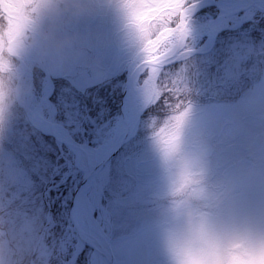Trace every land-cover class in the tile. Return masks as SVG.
<instances>
[{"label":"rangeland","instance_id":"obj_1","mask_svg":"<svg viewBox=\"0 0 264 264\" xmlns=\"http://www.w3.org/2000/svg\"><path fill=\"white\" fill-rule=\"evenodd\" d=\"M197 1L184 0L188 3L180 10L182 14L178 15L173 31L159 44H152L150 41L164 27L149 28L136 15L143 0H115L121 5L122 15L114 9H100L88 15L93 0H71L72 7L80 9V13L72 16L62 29L59 51L40 55L52 81L53 75L64 70L69 71L64 80H69L76 75L78 66L91 87L88 70L94 66L89 59L97 50L91 46V40H96L98 46L99 39H106L107 47L115 53L105 70L107 80H114L120 87L115 95L119 100L117 113L113 111L110 116V109L104 107L105 93L114 86L109 83L96 98L98 105H102L98 116L91 111L84 113L85 127H80L69 108L64 114L72 124L70 136L83 133L88 138L82 144L98 157L113 139L118 123H124L121 101L135 66L173 55L180 41L179 24L185 25L190 18L181 52H205L181 56L176 63L159 69L151 80L148 66L137 71L132 87L140 93L149 80L152 97L133 116L135 126L130 141L99 173L102 178L96 186L86 190L88 195L93 192L88 221L94 228L98 225L102 229L105 250L111 249L115 264H223L232 245L252 244L257 249L264 245V153L255 160H243L227 168L229 153L235 154L236 150L229 148V153H222L226 147L239 144L241 148H264V119L257 120L264 115V42L254 45L240 40H246L242 36L253 31L255 25L264 26V0H254L249 10L229 17L227 27L214 31L209 22L221 13L223 5L226 10L240 9L248 5L247 0H217L218 7L207 1L195 12L193 5ZM189 9V16L182 21ZM131 21L134 22L128 24ZM227 33H231L229 37L218 39ZM121 36H133L138 42L144 37L131 61L127 58L132 48L119 45ZM96 56H92L93 63H97ZM26 65L18 96L22 105L27 103L33 108L51 93V83L38 70L37 57ZM137 92L132 93L133 102L138 100ZM51 98L43 104L48 108L44 107L42 114L46 120L65 127ZM125 105L126 96L123 114ZM102 110L108 111V118L101 115ZM177 116L182 117L178 131ZM250 126L260 128L253 138ZM239 134L241 138L235 142ZM159 158H164L161 176L150 184L147 195L139 193L136 200H131L136 187L131 174ZM86 169L80 167L70 147L38 130L17 100L10 108L0 107V250H7L19 264H92L95 251L86 245L77 248L78 239L68 220L71 198ZM194 176L203 181H193ZM190 182L203 186L186 196ZM229 199L231 202L224 208L222 203ZM138 208L140 215H155L140 218V223L136 221L127 235H114L112 211L120 225L122 222L130 226L131 215L135 210L140 212ZM177 209L182 215H177ZM249 261L264 264V254L257 251Z\"/></svg>","mask_w":264,"mask_h":264},{"label":"trees","instance_id":"obj_2","mask_svg":"<svg viewBox=\"0 0 264 264\" xmlns=\"http://www.w3.org/2000/svg\"><path fill=\"white\" fill-rule=\"evenodd\" d=\"M188 3V2H187ZM187 3H184V0H181V3L176 2V8L178 12H180V10L183 9V7H185V5H187ZM144 6V3H142ZM141 5V7H139V12H136V15H140L142 11H140L143 7ZM145 7V6H144ZM144 9V8H143ZM136 10V6H134L133 11L135 12ZM177 18L178 16H176V18L173 20L171 25H165V24H161V26L163 27H171L174 28L177 24ZM264 21V20H263ZM134 21L128 22V24L132 23ZM126 25V22L125 24ZM120 30L123 28V25H121ZM255 28L253 31L249 32L248 34L245 33L246 36H242L245 39H240L243 40L244 42H252L254 45H257L259 41H263L264 42V26H257L255 25ZM231 33H227L226 35H220L218 36V39H226L227 37H229ZM235 35H239V34H235ZM135 36V34L133 35ZM125 38L124 36L120 37L119 40V45H122V47H129L132 48V51H129L128 54V58L127 61H131V59H133V57L138 53V48H140V45H142L143 41H144V37L138 42L137 38ZM240 37V38H242ZM93 37H91L92 39ZM131 39L132 41L130 43H128L129 40ZM107 40L106 39H99L98 40V46L95 44L96 40L93 41L91 40L92 45L94 46L95 49L97 48V50L95 51L96 55L98 54V60H96L97 63H93L92 61V56H94V59L97 57L94 52L92 53L91 58L89 59L90 65L93 64V68L92 70H88V73H91V82H90V86H87L86 81L83 77V72L81 67H76L77 69V73L76 75H74L73 77H69V80L65 79L67 74H69L68 70H64V71H60L57 75H53L52 79L54 81L55 84V88H54V92L52 94V98L51 101L52 103L56 106L58 112V118L59 120L65 125L67 131L70 133L72 132V124L70 121V118L65 117V112H66V108L70 109V112H73L72 114L74 115V118L77 120L76 122L79 121L80 123V127H85L86 126V122L83 121V117H84V113L86 115L89 114V112L91 111L92 115L98 116V110L102 105H98L99 102L96 101V98L101 94V90L105 87L106 84H114V80L108 81L107 80V70H105V68H107L109 66V64L111 63L112 58L115 56V53L112 52L108 47H107ZM125 49V48H124ZM135 50V51H134ZM86 51V50H84ZM96 56V57H95ZM202 56V55H201ZM204 56V55H203ZM186 67V66H185ZM216 67V66H215ZM213 67L211 70H215ZM89 68V67H88ZM38 70L41 72V70L38 68ZM84 71V70H83ZM43 75L44 73L41 72ZM81 80V82L79 81ZM63 85V87H62ZM116 83L114 84V86L109 87V90H107V93H105V102H104V107L107 106L110 109V116L113 114H116L118 109H119V100H116L115 95L119 94L118 89L120 90L119 85L115 86ZM116 87V88H114ZM116 95V96H117ZM89 96H91V99L89 98ZM104 96V95H103ZM87 108V110H86ZM84 110V111H83ZM94 111V112H92ZM113 111L115 113H113ZM108 111H104L102 110L101 115H104L105 117L108 118L107 113ZM78 115H77V114ZM113 113V114H112ZM70 114V115H72ZM80 117V118H79ZM67 118V119H66ZM80 120H79V119ZM98 118V117H97ZM106 118V119H107ZM260 119H264V115H260L257 117V120ZM80 128V129H82ZM262 128V127H261ZM256 129L257 126L251 127L248 130H253V135L250 137H255V133L258 132ZM244 130V129H243ZM244 132V131H243ZM73 139L76 141H80V143H82L84 140L88 138L87 136L83 135V133L80 132L79 136L76 135H72ZM80 137L82 138V140L80 139ZM241 138V135L239 134L238 138L235 140V142H237L238 139ZM229 148H232L234 150H236L235 154L229 153ZM223 154H227L229 153V158L231 159L228 164L225 166L227 168L236 165L237 163H240L243 160H247V159H257L260 157L261 154L264 153V148L261 149L259 147H257L256 145H251V146H246L244 145L242 148L239 145H235V146H229L226 147L223 151ZM240 155V156H239ZM164 158H159L154 160V162H152L149 165H144L141 166L140 169L138 170L137 174L136 173H132L131 177L134 178V181L136 183V187L135 190L133 191V197L131 198V200L135 199L139 193H144L145 195H147L151 190H150V184L152 185L154 183V181L157 180L158 177L161 176V174L159 173L160 171L162 172L163 169V161ZM217 161V158L215 159ZM220 161V160H218ZM214 165L216 164V162H213ZM218 168V167H217ZM227 169H225L226 172ZM224 172V173H225ZM221 173V170L218 172L217 176ZM213 175V174H212ZM134 176V177H133ZM193 181H197L198 179H203V178H199V177H192ZM200 180V181H201ZM133 181V180H132ZM203 181V180H202ZM197 183V182H196ZM193 183L190 182L189 187H188V193L186 194V196H189V192L192 191V189H196L199 186H203V185H199L198 183ZM218 185V184H217ZM218 188V186H217ZM148 190V191H147ZM148 192V193H147ZM187 192V191H186ZM235 195V193H230V196ZM230 198V197H228ZM187 199V197L185 198ZM231 199V198H230ZM229 200H226L222 203V205H225L229 202H231ZM177 200V199H176ZM232 200V199H231ZM140 211V208H138ZM159 213V211H157ZM141 211L138 212V210L134 212L133 215H131V225L130 226H125L124 224L120 225V221H117L118 219L116 218V212L112 211V215L114 217L115 222L113 223V231H114V235H120V233H123L124 235L129 234L132 231V227L135 226L136 221H139L140 223V218H145L148 217L147 215L153 216L155 215L154 213H144L142 215H140ZM156 213V212H155ZM162 213V212H160ZM226 264V260L225 263Z\"/></svg>","mask_w":264,"mask_h":264},{"label":"clouds","instance_id":"obj_3","mask_svg":"<svg viewBox=\"0 0 264 264\" xmlns=\"http://www.w3.org/2000/svg\"><path fill=\"white\" fill-rule=\"evenodd\" d=\"M100 9H114L122 15L121 5L115 0H93L88 15ZM79 13L80 9H74L71 0H31L24 6V25L10 46L11 50L5 35L8 24L0 16V37L3 38L0 39V107L10 108L15 103L23 86V68L28 58L56 54L62 44V29ZM176 213L182 215L180 209ZM231 259L233 264H239L235 258ZM225 260L229 264L230 254H226ZM0 264L19 262L7 250H0Z\"/></svg>","mask_w":264,"mask_h":264},{"label":"water","instance_id":"obj_4","mask_svg":"<svg viewBox=\"0 0 264 264\" xmlns=\"http://www.w3.org/2000/svg\"><path fill=\"white\" fill-rule=\"evenodd\" d=\"M207 1L212 2L213 4H215L218 7L219 2L217 0H199L193 5L195 7V12L198 10V7L200 5H202L204 2H207ZM254 3H255L254 0H247V4H248L247 6H244V7L240 8V9H234V10H226V9L223 10V9L220 8L221 13L218 14L215 19H213V20H211L209 22L210 29L213 30L214 25L218 21H220L221 19L229 18V17H232L234 15L244 13L245 11L249 10L252 6H254ZM191 20L192 19L190 18L185 23V25H183V27H180L181 28L180 41H179L178 46H177V48H176V50H175L173 55H170V56H168L166 58H161V59H158V60H150V61L141 62L137 66H135V68L131 72V75L127 78L126 85H125V88H124V91H123V97H122L123 99L121 101V117L124 120V123L126 125H128V122L125 120L124 114H123V111H122L123 104H124V98L126 96V93H127V90L129 89V87L134 85L136 73L141 67H143V66H148V67L156 66L159 69H162L164 67H167V66H169L171 64L176 63L178 61V59L181 56L185 55V54H188V55H200V54H204L205 53V52H203L201 50H197V49L187 50L185 52H181V49H182V38H183V35H185V33L187 31V28H188V25L191 22ZM180 25L181 24H179V26ZM212 39H213V44H214L215 39H216V35L215 34H213V38ZM213 44L211 46H213ZM37 65H38V68L44 73L45 77L50 81L51 90L52 91H51V93L46 95L44 98L40 99L39 102L33 108H30L29 106L28 107H24L21 104L20 100H19V96L17 95L16 100H17L19 106L22 107V109L25 111V113L29 116L30 121L32 122V124L36 125L37 129L40 130L42 133H44L46 135H50L55 140V142H57L60 145H65V146H68V147H74V148H77V149H83L84 145L82 143H79V142L75 141L70 136L69 132L67 131V129L64 126H62L60 124H57L55 122L48 121V120L43 119L41 117H38L37 114L35 113L43 104L47 103L50 100L52 92L54 90V83L51 80V76L49 75V73L45 70V67H44V65L42 63V60H41L40 56H37ZM45 125H49L53 132L48 133L47 131H45V129H44ZM56 129L64 130L66 132V134H67L68 141L60 140L54 134V131ZM131 138H132V130H129L127 136L124 139H122L119 142H117L114 145V147L102 159V161H100L98 163L94 162L93 167L87 168L84 171V174L82 176L81 182L79 183L78 187L76 188V190L73 193V196L71 198L70 205H69V210H68V220H69V223H70V225H71V227H72L77 239L82 241V242H84V244L86 246H88L90 249L95 251V253L100 258V260L105 259L108 264H115L114 260H113V257H112L111 249L108 248V251L107 250L101 251L95 246L93 241H91L87 237V235L83 232V230L80 228V226L78 224V221H77V211H78L79 203H80V201L82 199V196L84 195V193L87 190V186H88L89 182L91 180H93L96 176L99 175V173L109 164L110 160L114 157V155H116L130 141ZM86 154H87V157L90 158V154L89 153H86Z\"/></svg>","mask_w":264,"mask_h":264},{"label":"bare ground","instance_id":"obj_5","mask_svg":"<svg viewBox=\"0 0 264 264\" xmlns=\"http://www.w3.org/2000/svg\"><path fill=\"white\" fill-rule=\"evenodd\" d=\"M240 4L243 5V4H245V2H241ZM226 7H227L226 5H223V9H225ZM190 11H191V9H189L186 13H184V15L182 17V21L186 20V18L189 16ZM228 23H229V19L228 18L221 19L220 21H218L214 25L213 31L217 27H227ZM32 59H34V57L30 56L28 58V61H31ZM147 68L149 70V75H150V79L149 80L154 79L159 73V68L156 67V66H151V67H147ZM145 69L146 68H143L142 70H145ZM26 71H27V65L25 64L24 68H23V73L26 72ZM148 81L145 83L144 88H143V90L140 93L136 91L137 92L136 95H138V100L137 101L135 100V102L132 101L134 99L132 93L133 94L136 93L134 87L131 86L127 90V93H126V105H125V109H124V114H125L126 120L128 121V125H126V124H124L122 122L118 123V125H117V127L115 129V132H114V137L110 141V143L105 147L104 153L102 155L96 157L90 151V149L87 147V145H84L83 149H77V148H74V147H70V149H72L74 151V153L76 154L81 168H83V169L91 168V167H93V162H97L98 163V162L102 161V159L114 147V145L117 142H119L120 140H122L124 138V136L128 134L129 130L133 129V127L135 126L134 125L133 116L139 114L140 110H141L140 106L144 105L152 97V95L150 93V90L148 88ZM23 106L24 107H28V104L27 103H23ZM44 107L48 108L47 106L43 105L35 112L38 117H41L43 119H45V117L42 114V111H43ZM44 129L48 133L53 132L49 125H45ZM54 134L60 140L68 141L67 134H66V132L64 130L56 129L54 131ZM86 153L90 154V158L87 157ZM101 178H102V174H99L98 176H96L93 180H91L89 182L87 188L89 189V188L95 187L96 184L98 183V181L101 180ZM92 199H93V192H91L89 195L86 192L85 195L83 196V198L81 199L80 203H79V207H78V211H77V221H78V224H79L80 228L87 235V237L91 241H93L95 246L99 250L104 251L106 249L105 243H104L103 238L100 236V232H102V229L99 228L98 225H97V228H94L92 226V224L88 221V214L93 209ZM84 245H85L84 242L78 240V247H77L78 249L83 248ZM92 264H108V263H107V261L105 259L100 260V258L94 252L93 256H92Z\"/></svg>","mask_w":264,"mask_h":264},{"label":"snow or ice","instance_id":"obj_6","mask_svg":"<svg viewBox=\"0 0 264 264\" xmlns=\"http://www.w3.org/2000/svg\"><path fill=\"white\" fill-rule=\"evenodd\" d=\"M30 2L31 0H0V16L5 18L8 24L5 35L9 43V50H11L10 46L15 42V38L23 28L24 6ZM143 3L145 7L140 14V20L147 24L149 28L153 25L158 28L161 24L171 25L176 16L182 14L177 11L176 0H143ZM179 27H183V25ZM172 31L171 27H164L150 43L159 44ZM0 39L3 38L0 37ZM181 120V116L176 117L175 128L177 131L180 128ZM257 251L264 254V245H261L259 249L252 244L232 245L227 249V254H230L229 264H233L231 258L238 260L239 264H250L249 257Z\"/></svg>","mask_w":264,"mask_h":264}]
</instances>
